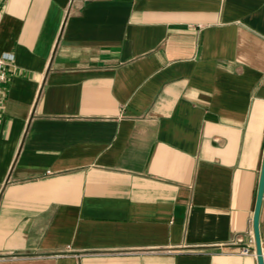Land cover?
<instances>
[{"label":"crops","instance_id":"crops-1","mask_svg":"<svg viewBox=\"0 0 264 264\" xmlns=\"http://www.w3.org/2000/svg\"><path fill=\"white\" fill-rule=\"evenodd\" d=\"M5 53L0 264H257L264 0H0Z\"/></svg>","mask_w":264,"mask_h":264},{"label":"water","instance_id":"water-1","mask_svg":"<svg viewBox=\"0 0 264 264\" xmlns=\"http://www.w3.org/2000/svg\"><path fill=\"white\" fill-rule=\"evenodd\" d=\"M263 161H262V166L260 170V177L257 185V195H256V200H255V209H254V214H253V234H254V239H255V249H256V260L257 264H263V252L260 246V234H258V215L260 211V206H261V200L263 197V191H264V152H263Z\"/></svg>","mask_w":264,"mask_h":264},{"label":"built area","instance_id":"built-area-1","mask_svg":"<svg viewBox=\"0 0 264 264\" xmlns=\"http://www.w3.org/2000/svg\"><path fill=\"white\" fill-rule=\"evenodd\" d=\"M14 58L11 53H5L0 55V115L5 101V88L4 85L7 83L8 78L10 77V72L12 70ZM241 240L237 239V243H240ZM254 253L253 249L248 247H243L240 249V255H251Z\"/></svg>","mask_w":264,"mask_h":264}]
</instances>
